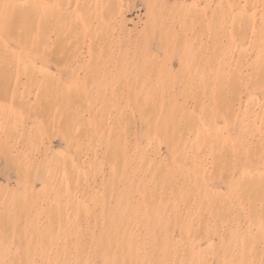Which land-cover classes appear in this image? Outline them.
Returning <instances> with one entry per match:
<instances>
[{"label": "rangeland", "instance_id": "1", "mask_svg": "<svg viewBox=\"0 0 264 264\" xmlns=\"http://www.w3.org/2000/svg\"><path fill=\"white\" fill-rule=\"evenodd\" d=\"M228 1L232 0H93L104 9L105 17H121L123 23L107 28L98 23L99 13L94 16V50L89 64H83L84 50L73 60L77 67L73 91L53 101L56 108L49 112L44 109L39 85L32 83L30 94L25 96L26 110L0 107V124L9 119L14 133L5 136L0 131V264H73L78 255L87 256L84 264H103L104 255L117 249L112 248L114 242L107 230L112 224L118 227L121 219V140L126 134L137 144L147 141L145 122L133 108L129 115L123 108L124 97L131 93L124 87V77L130 74L137 80L138 64L143 63L153 68L165 66L172 78L180 79L198 63L203 64L204 56L212 58L210 28L192 17L217 14L216 4L225 6ZM235 1L244 5V0ZM240 17L247 25L257 23L252 12H243ZM104 37H108L107 45ZM238 52L248 60L247 41L239 43ZM233 64L224 68L232 71ZM37 67L38 75L48 71L63 81L68 79L69 64L58 70L53 65ZM252 70L254 76L263 74L264 62ZM216 79L209 74L202 80L211 85ZM246 83L244 78L234 81L222 99V105L225 99L241 102L240 111L235 107V116L220 121L215 129L229 141L237 133L241 115L261 113L264 106L259 91L247 95ZM14 91L0 85V105ZM203 101L208 103L207 98ZM74 110L78 116L71 113ZM22 132L28 133L20 136ZM254 133L253 127L243 129V138L221 151L214 182L220 189L211 199L222 207L209 218L208 234L195 248L209 264H264V191L257 190L264 175V151L250 148ZM159 146L161 162L158 158L147 161L139 177L147 190L154 185L148 181L152 169L171 160L165 144ZM131 160L134 167L133 154ZM206 165L212 166L210 161ZM73 169V179L60 181L62 174ZM244 169L246 174L241 175ZM84 189H93V195H81ZM66 191L78 194L79 201L69 206L60 202ZM169 210L163 206L164 219ZM153 222L149 216L140 229L139 236L145 242L143 264H178L177 260L185 257L184 250L164 251L169 232ZM73 224L89 229L91 236L71 238V228L66 232L62 228ZM248 224L252 226L249 234L244 233ZM170 236L177 240V229L171 230Z\"/></svg>", "mask_w": 264, "mask_h": 264}, {"label": "bare ground", "instance_id": "2", "mask_svg": "<svg viewBox=\"0 0 264 264\" xmlns=\"http://www.w3.org/2000/svg\"><path fill=\"white\" fill-rule=\"evenodd\" d=\"M215 7L219 10L217 14L207 17L203 13L192 17L193 21L209 26L213 59L204 56L203 64L198 63L180 79L172 78L165 66L153 68L143 63L138 64L137 80L130 74L124 77V87L130 88L131 93L124 97L123 108L127 115L134 109L145 122L143 135L147 141L137 144L126 134L122 137L121 219L118 227H112V224L107 230L109 240L114 242L112 248L117 249L104 255L103 264H143L141 249L145 242L139 234L149 216L154 224H161L169 232L164 240V251L184 250L185 257L177 260L178 264H209L195 248L208 234L209 218L222 207L216 199H211L220 189L214 182L222 160L221 151L226 145L231 147V143H238L243 138L242 130L250 127L255 130L250 148L264 151V106L261 113L241 115L237 133L231 141L215 132L220 121H229L235 116V107L238 111L241 109L240 100L236 102L235 98L225 99L222 105L225 90L234 81L244 78L247 95L259 91L264 101V73L252 75V67L264 62V0H244L242 6L232 0L225 6L218 3ZM236 9L240 11L234 13ZM248 11L257 18L256 24L242 22L241 13ZM98 13L101 16L98 23L107 28L123 23L121 17H105L104 9L93 0H0V85L10 86L13 91L16 89L6 94L8 103L2 102L0 107L26 110L25 96L30 94L29 85L34 83L41 89L45 111H54L56 106L52 102L74 89L77 67L73 60L81 50L85 52L83 64L90 62L97 27L93 19ZM108 41V37H104L105 45ZM244 41L248 42L250 50L248 60L242 59L238 52L239 43ZM164 57L171 60L169 55ZM232 61L235 62L232 71L224 68ZM63 64H69L68 79L64 81L48 71L37 73V65H53L58 70ZM244 70L246 73L242 76ZM209 74L217 78L211 85L202 80ZM205 98L207 104L203 101ZM71 113L79 115L76 110ZM130 121L128 119L127 123ZM0 131L5 136L14 134L9 119L1 121ZM160 143L165 144L171 160L163 167L152 169L148 181L154 185L149 191L139 177L147 161L158 158L161 162ZM131 154L134 155V167H131ZM44 157L48 159V155ZM207 161L212 164L210 168ZM240 174H246L245 169ZM75 176L73 169L62 174L60 181ZM257 190L264 191V175ZM92 192L93 189H84L81 195ZM62 194L60 202L66 206L79 201L76 193L66 191ZM164 205L170 209L166 219L162 216ZM70 228L68 234L73 239L91 236L89 229L82 230L74 224L62 229L66 232ZM174 229L179 234L177 240L170 236ZM251 232L252 226L248 224L244 233ZM86 257L78 255L73 264H84Z\"/></svg>", "mask_w": 264, "mask_h": 264}]
</instances>
